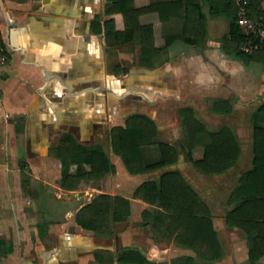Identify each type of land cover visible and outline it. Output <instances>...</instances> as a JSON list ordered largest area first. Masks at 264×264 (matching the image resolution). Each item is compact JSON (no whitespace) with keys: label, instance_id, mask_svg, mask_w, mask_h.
<instances>
[{"label":"crops","instance_id":"obj_1","mask_svg":"<svg viewBox=\"0 0 264 264\" xmlns=\"http://www.w3.org/2000/svg\"><path fill=\"white\" fill-rule=\"evenodd\" d=\"M140 2L148 4V0ZM105 4L106 0H0V36L8 57L0 77L2 161H7V157H16V149L22 148L27 161L38 164L45 177V173L51 171L58 174L54 178L59 180L61 162L51 156V150L60 145L63 136H70L81 146L100 147L115 168L98 183L85 186V190L69 191L76 193L75 199L59 198L58 195H67V192L54 185L57 192L54 193V207L50 209L49 216L55 215L57 221L53 223L47 216L42 225L48 226L50 235L58 231L53 228L73 225L77 231L90 236L77 238L80 242L72 245L68 238L73 236L55 233V247L39 255L41 263L102 264L95 257L98 250L77 251V247L89 248L96 236L81 228L75 220L77 211L99 194L121 196L130 203L128 221L116 224L110 237L99 238L107 241V248L101 250L113 254V264H119L118 255L128 249H138L154 263L169 264L185 256L198 259L194 251L178 245L174 240L156 239L152 225L145 224L142 219V212L153 206L135 194L142 183L158 182L163 173L178 171L210 207L223 250L221 261L213 264H221L229 257H243L248 264V246L243 231L226 223L225 216L229 210L222 215L214 214L205 193H200L190 181L193 164L183 145L182 125L178 124V118L176 120L179 110L186 107L191 108L197 118L195 100L198 95H203L198 93L197 88L211 91L217 83H224L228 78L235 82L232 69L237 71L238 66L235 65L240 60L236 57L231 59L223 52L220 41L208 34L203 43L176 41L163 49L150 65L135 64L127 74L118 76L115 73L118 64L114 60L115 53L107 51L104 32L99 33L98 22L103 24L113 18L116 29L123 30L124 21L120 13L105 15ZM140 20L153 25L155 44L164 48L163 26L158 15H142ZM184 47H188L189 52L185 53ZM219 52L222 61L216 64L213 55ZM139 68L155 72L146 74L136 71ZM184 83L189 89L183 92ZM130 116L150 118L157 128L156 140L173 145L178 151V161L155 170L131 174L111 144V129L123 126ZM190 153L194 160H199L204 151L195 147ZM143 157L146 163L157 161L160 157L157 146L144 147ZM241 157L239 143L236 162ZM73 167L76 169V166ZM5 173H2L3 179ZM198 173L200 177L209 178L200 169ZM45 188L48 193L49 186ZM22 191V186L16 190L9 186L0 187V197L6 198L10 211L22 198ZM230 194L225 198V207ZM135 220L140 221L138 225H132ZM23 223L28 225L29 221ZM4 224L5 218L0 214V227ZM19 235L21 232L18 229L13 242L8 240L13 246V251L7 255L8 262L15 254ZM2 236L5 235L0 233V239ZM61 252H64L63 257ZM6 257L0 256V264L1 260L6 263ZM25 260V264H33L30 257ZM258 263H264V257Z\"/></svg>","mask_w":264,"mask_h":264},{"label":"trees","instance_id":"obj_2","mask_svg":"<svg viewBox=\"0 0 264 264\" xmlns=\"http://www.w3.org/2000/svg\"><path fill=\"white\" fill-rule=\"evenodd\" d=\"M248 15L252 20L264 21V0H246ZM211 16H225L229 21L227 38L220 41L222 50L247 64L251 61L264 65V50L244 53L241 49L244 33L237 21L236 0H106L104 14L120 13L124 29H116L115 20L109 18L98 22L99 33L104 32L107 51L114 54L118 47L130 45L138 54L137 65H150L163 49L176 41L203 43L208 36L205 8ZM146 14H157L163 26L164 48L155 44L154 27L144 24L140 18ZM99 21V20H97ZM129 68L117 64L115 73L127 74ZM263 102V100H262ZM216 113L229 114L233 108L224 100L212 104ZM183 116L182 140L192 164L206 175L215 176L226 172L237 160L239 144L228 126L219 130L205 129L194 117L191 108L180 110ZM253 158L252 167L244 172L237 187L229 197L233 207L225 216L229 226L243 231L248 246V263L258 264L264 257V102L253 114ZM157 128L146 116H130L123 126L111 129L113 151L121 157L131 174L144 173L178 161V151L171 145L156 140ZM156 145L159 159L146 163L143 148ZM203 148V157L194 160L191 150ZM51 156L61 162V178L57 181L63 191H76L88 182L102 180L115 168L100 147H85L77 144L70 136H63L60 145L51 150ZM76 166V169H72ZM24 182L23 186L28 187ZM136 197L153 208L142 212L145 224L152 225L156 239H171L180 246L195 252L198 259L185 256L169 264H213L221 261L223 250L215 230L208 204L187 183L178 171L163 173L158 182L148 181L139 185ZM129 200L121 196L99 194L80 208L76 223L91 231L98 238L113 234L115 225L128 221ZM43 224V223H41ZM13 246L5 237L0 239V256L6 257ZM102 264H113V254L106 250L95 252ZM119 264H168L148 260L138 249H128L117 257Z\"/></svg>","mask_w":264,"mask_h":264},{"label":"rangeland","instance_id":"obj_3","mask_svg":"<svg viewBox=\"0 0 264 264\" xmlns=\"http://www.w3.org/2000/svg\"><path fill=\"white\" fill-rule=\"evenodd\" d=\"M204 11L208 18L207 33L214 36L216 41H221L228 33V19L225 16H211L208 13L207 7ZM186 48L188 47L182 48L185 50V53L189 52V48ZM115 56L114 60L116 63H118L119 66L129 68V70L138 60V54L134 51V48L128 46L118 47ZM213 56V60L216 64L222 61L221 52L216 53ZM229 56L232 57L231 59H235L234 56ZM207 62H209V60H207ZM237 64L238 65H235L238 66L237 71L232 69L235 82H232V80L228 78L224 83H217L215 89H212L211 91L209 89H203L202 87L197 88L198 93L203 95H201V97L198 95V98L195 100V106H197V118L195 115L194 117L198 119L203 126L212 131H216L222 126H228L231 129L234 128V135L236 139L238 138L237 140H239L242 150V157L239 161H235V163L223 175L214 176L216 178L210 175L208 179L200 177L201 175L198 173V169L191 164L192 173L189 174L190 181L200 193H205V196L212 207L213 213L216 215H222L223 212H226L233 207L229 201H227L225 207V198L234 190L241 174L252 167L253 114L263 103L262 100H264V65L255 61L245 64L241 60ZM215 70L214 72H216ZM184 87L185 88L182 89L183 92L189 89L188 85L185 83ZM233 87L238 91L233 89ZM219 100H224L230 103L233 111L229 114L216 113L211 106L214 102ZM180 110L178 112L180 115L176 114V120L177 118L179 119L177 122L178 124L180 123V126L182 125L183 129L184 118L181 115ZM181 137L183 138L182 130ZM195 147L202 148L200 146ZM11 153H13L12 150ZM15 155L16 157L14 158L7 157V161L5 162H3L2 157H0V187L9 186L16 190L22 186L23 199L21 198L20 201H16L17 203L14 206L15 209L10 211V206L6 198L2 196L0 197V209H2L0 214L5 218V224L0 227V233L7 236L2 237H5L11 242H13V237L18 229L21 232V236L19 235L17 238L18 242L15 246V254L11 261L8 262L9 256H7L5 258L7 259L5 261L6 263L1 260V264H25L26 257H30L33 264H42L39 255L42 256L44 250H47L48 252L53 250L55 247V240L53 237L55 233L68 234L75 238L90 235L77 231L73 225H69L67 228H53L58 231L51 233L52 236L49 234L48 226L46 227L41 223H44V220L50 214V209L54 207V193L57 192L54 185L56 184L58 186V180H55L54 177L58 174L48 171L45 173L46 178L38 164L29 163L27 161V158L22 153V148H17ZM4 171L6 173L3 179L2 173ZM35 176H38V179H35ZM24 182L29 184L27 188L23 186ZM98 182L99 181L88 182L79 190H85V186L96 184ZM19 185L21 186L19 187ZM46 186H49L48 193L45 188ZM64 192H67V195H58V197L75 199V196H77L75 195L76 193L68 191ZM55 197L57 198V195ZM49 218L53 223L57 221L55 215L49 216ZM24 221H29V224L25 225L23 223ZM139 222V220H135L132 222V225H138ZM153 230V235L157 237ZM221 264H247V261H245L243 257H239L238 259L229 257L223 260V263Z\"/></svg>","mask_w":264,"mask_h":264},{"label":"built area","instance_id":"obj_4","mask_svg":"<svg viewBox=\"0 0 264 264\" xmlns=\"http://www.w3.org/2000/svg\"><path fill=\"white\" fill-rule=\"evenodd\" d=\"M238 5L237 21L240 29L244 33V41L241 49L244 53L250 54L255 51L264 50V21L252 20L248 15L246 0H236ZM8 57L3 47V42L0 36V77L2 70L7 63Z\"/></svg>","mask_w":264,"mask_h":264},{"label":"water","instance_id":"obj_5","mask_svg":"<svg viewBox=\"0 0 264 264\" xmlns=\"http://www.w3.org/2000/svg\"><path fill=\"white\" fill-rule=\"evenodd\" d=\"M138 72H144L146 74H152L153 72L155 71H149V70H146V69H143V68H139L138 70H136ZM264 102V100H263ZM70 244L74 245L75 244V238L71 237V238H68ZM106 240H103V239H99V238H94V240L91 241V246L87 249H84V248H80V247H77V251H83V252H88V251H94V250H101V249H106ZM63 255L62 257L64 256V252H61Z\"/></svg>","mask_w":264,"mask_h":264},{"label":"bare ground","instance_id":"obj_6","mask_svg":"<svg viewBox=\"0 0 264 264\" xmlns=\"http://www.w3.org/2000/svg\"><path fill=\"white\" fill-rule=\"evenodd\" d=\"M79 239V238H78ZM77 238H75V241L77 242V241H79ZM80 242V241H79Z\"/></svg>","mask_w":264,"mask_h":264}]
</instances>
